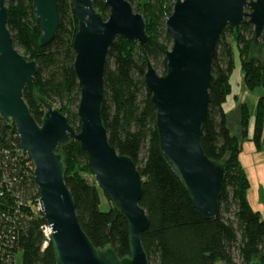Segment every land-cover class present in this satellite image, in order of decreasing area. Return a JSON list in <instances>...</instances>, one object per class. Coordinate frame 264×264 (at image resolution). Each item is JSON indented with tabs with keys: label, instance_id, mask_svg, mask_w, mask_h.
<instances>
[{
	"label": "trees",
	"instance_id": "trees-1",
	"mask_svg": "<svg viewBox=\"0 0 264 264\" xmlns=\"http://www.w3.org/2000/svg\"><path fill=\"white\" fill-rule=\"evenodd\" d=\"M142 14L149 40L141 47L118 37L108 56L105 74L103 125L112 147L130 157L140 172L143 196L140 202L148 215L150 228L142 235L151 264H264V221L247 199L250 181L240 164L242 145L232 132L224 110L234 73L235 55L227 32L239 47L245 86L254 91L264 87V63L250 57L255 46V31L248 23L224 28L217 41L212 63L211 104L202 126L201 145L205 156L225 167L223 191L219 198V216L210 221L199 212L190 191L164 157L158 132L157 111L147 90V64L161 67L167 74V53L173 39L166 21L173 14L177 0H127ZM106 0H93L96 11L110 18ZM61 17L54 41L42 47V30L37 25L35 7L27 0L7 6L8 28L17 49L28 61L37 63L35 92L24 97L31 114L42 124L44 103L59 107L73 129L81 131L78 117L81 91L74 71L75 36L79 18L73 0H59ZM157 71V70H156ZM242 139L249 136L250 110L242 104ZM254 137L264 148V97L257 106ZM65 183L73 196L77 218L96 250H115L119 260L132 255L130 227L119 209L111 203L95 181L87 153L72 140L61 146ZM35 165L22 152L13 122L0 116V264H57L56 252L48 242V225L39 211L40 192ZM89 176L93 177L89 181ZM105 195L109 210L102 209Z\"/></svg>",
	"mask_w": 264,
	"mask_h": 264
},
{
	"label": "water",
	"instance_id": "water-1",
	"mask_svg": "<svg viewBox=\"0 0 264 264\" xmlns=\"http://www.w3.org/2000/svg\"><path fill=\"white\" fill-rule=\"evenodd\" d=\"M18 1L0 0V116L13 122L22 152L35 164L39 206L51 230L48 241L56 252V263L151 264L141 237L150 228L140 204L144 181L134 161L110 144L101 116L111 48L118 37L146 45L149 36L143 15L127 0H106L110 9L106 20L96 11L93 0H73L79 18L74 71L82 95L78 110L81 131L77 132L51 103H44L42 124L31 114L24 94L26 90L35 92L37 63L18 52L8 28L7 6ZM27 1L35 7L37 25L43 32L41 45L46 47L59 30V0ZM177 1L166 21L167 33L173 39L166 57L167 74L158 75L148 62L145 81L158 114L162 153L190 191L199 212L210 221L220 214L219 198L226 175L225 167L205 156L200 144L211 104L214 53L224 28L246 23L254 27V49L258 48L264 36V0ZM72 140L87 153L97 185L130 227L133 251L129 258L119 260L112 247L96 250L81 227L65 183L63 157L58 153Z\"/></svg>",
	"mask_w": 264,
	"mask_h": 264
},
{
	"label": "rangeland",
	"instance_id": "rangeland-1",
	"mask_svg": "<svg viewBox=\"0 0 264 264\" xmlns=\"http://www.w3.org/2000/svg\"><path fill=\"white\" fill-rule=\"evenodd\" d=\"M227 37L232 44L235 55L236 69L232 74L230 81L231 91L227 96V102L224 105V110L228 115V122L231 128V132L240 140L242 145L240 150V164L244 167L247 177L250 181V189L248 191L247 199L253 210L260 213L261 219L264 221V148L258 149L256 143L251 140L254 137L255 119L257 115V106L261 97H264V87L251 91L245 86V77L242 71L241 58L239 54V47L232 39L229 32ZM258 48L251 47L250 57L254 58L261 63H264V36L260 39ZM19 53L24 56V53L17 49ZM158 75H162V69L158 66L156 68ZM242 104H246L250 110V119L248 132L249 136L246 139H242L241 128V110ZM59 109V107H55ZM264 132V130H263ZM93 177L89 176V181H92ZM112 203V202H111ZM102 209L107 212L109 205L105 195L102 196ZM21 254L16 258V264H21Z\"/></svg>",
	"mask_w": 264,
	"mask_h": 264
},
{
	"label": "built area",
	"instance_id": "built-area-1",
	"mask_svg": "<svg viewBox=\"0 0 264 264\" xmlns=\"http://www.w3.org/2000/svg\"><path fill=\"white\" fill-rule=\"evenodd\" d=\"M35 165V164H34ZM39 208V211L41 212V208L40 206L38 207ZM45 231V235H46V238H47V241L49 240V237H50V233H51V230L49 229L48 225L46 227H44L43 229ZM49 243V241L45 244V246Z\"/></svg>",
	"mask_w": 264,
	"mask_h": 264
}]
</instances>
